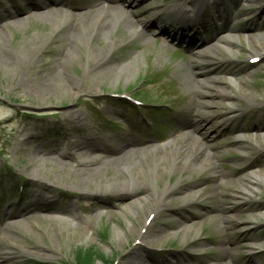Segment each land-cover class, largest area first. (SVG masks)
I'll return each mask as SVG.
<instances>
[{
  "label": "rangeland",
  "instance_id": "obj_1",
  "mask_svg": "<svg viewBox=\"0 0 264 264\" xmlns=\"http://www.w3.org/2000/svg\"><path fill=\"white\" fill-rule=\"evenodd\" d=\"M179 1L196 3L199 11L211 12L210 17L219 24L241 26L230 32L233 53L220 48L211 54L214 66L205 68L208 71L203 79L211 77V68L235 73L236 87L230 95L215 97L219 105L207 101L214 100L215 88L223 82L211 81L210 86L200 83L203 75L198 74L197 65L187 64L191 56L154 37L144 42L140 32L128 42L122 31H104L101 17L93 20L94 16H88L91 13L80 16L53 6L0 24V249L10 250L8 255L0 253V261L79 264V258L91 256V264L138 259L143 261L140 264H264V146L255 138L256 134L264 136V51L257 53V47L248 42H264V0H145L140 10H162ZM28 2L0 0V16L7 11L15 16V9ZM127 15L135 22L129 11ZM121 36L123 43L106 51ZM70 37L75 42L70 43ZM64 47L69 52L62 57ZM134 56L135 74L127 80L123 74L117 78V67ZM184 72L197 73L191 78L187 75L190 79L186 80ZM77 85L80 93L74 96L72 86ZM194 98L197 111H179ZM132 106L139 119H132ZM151 106L162 107L163 124L156 131L134 130L143 138L142 143L165 146L181 133V121L193 119L204 126L210 124L212 138L201 137L200 141L211 158L216 156L209 168L163 173L156 187L146 180L144 186L152 187L155 194L165 186L176 187V193L169 194L166 210L152 221L153 228H163L159 237L138 239L134 229L145 206L125 210L130 194H106L103 200L97 199L91 191L97 187L96 180L78 187L59 186L47 197L41 196L40 190L35 192L38 184L47 181L45 176H55L62 184L66 173L49 172L55 167L48 159H59L54 152L65 150L70 140L91 138L122 145L129 135L127 127L150 116ZM74 110H79L81 121L69 117ZM238 138L243 141L237 142ZM95 156L102 157L93 153L80 158L91 160ZM129 159L136 168L142 165L136 153ZM33 168L40 176L31 174ZM252 171L258 172L261 185L249 192L238 190L244 176ZM111 172L112 168L107 169L106 175ZM33 176L40 183L34 182ZM215 187L220 192L211 191ZM34 195L42 201L35 200L26 209ZM26 214L36 228L24 226L22 215ZM91 220L86 233L81 234L82 223ZM128 228H134L132 234L123 238L114 235L116 229L126 232ZM6 232L11 235L8 244L2 239ZM220 238H225L223 244ZM35 249L39 255L30 252Z\"/></svg>",
  "mask_w": 264,
  "mask_h": 264
},
{
  "label": "bare ground",
  "instance_id": "obj_2",
  "mask_svg": "<svg viewBox=\"0 0 264 264\" xmlns=\"http://www.w3.org/2000/svg\"><path fill=\"white\" fill-rule=\"evenodd\" d=\"M40 4V8L42 10L48 9L50 6L53 5L52 1H44V0H38ZM126 5V3L124 4ZM27 6H25L26 8ZM104 10V11H103ZM111 11L110 14L107 13V11ZM103 11V12H102ZM49 12V11H45ZM62 12V11H61ZM102 12V14H101ZM38 13V12H36ZM85 13H91V15L88 16H94L91 19H100V23H102L101 27L105 31L110 32H119L122 31L123 34L126 36V38L130 39L128 42H130L132 39L136 38L137 35V25L138 23L141 24V21L138 20L137 22H134L131 20V17L126 14L124 10H121L120 7H100L97 10L92 11H85V9L81 10L79 12L80 16H84L81 14ZM95 13V15H92ZM10 13H6V16H9ZM88 19V17H87ZM9 23V22H8ZM139 33V32H138ZM143 35V34H139ZM144 42L150 41L146 35H143ZM231 36L227 34H223V36L213 42H211L202 52L200 55L201 59V72L203 73V67L208 64V66H212L213 59L211 60V53L220 50L219 45H224V47L228 50L229 53H233L232 48L235 46L234 42L231 41ZM121 39V40H120ZM118 39V43H111L106 47V51L109 49L111 50L116 45L123 43V38ZM74 41L75 38L70 37V43ZM128 42H125L127 44ZM249 43L255 45L257 47V53L264 51V42L261 41L259 44L253 39H249ZM254 42V43H253ZM65 44V42H64ZM70 45V44H69ZM69 52V48L64 47L62 57L66 56ZM99 52V51H98ZM97 52V53H98ZM65 54V55H64ZM61 57V58H62ZM137 56L132 57V59L128 62H125L117 67V78L120 75H124L125 79H129L132 77L133 73L136 72V67L133 68V63L136 62ZM3 62L5 64H11L8 59H3ZM227 69H225L226 71ZM187 73V74H186ZM184 72L183 77L186 78V80H189L191 77V73ZM190 77H188V76ZM233 77H235V73L233 71L229 72L227 76H218V75H211L210 78H201L200 83L206 84L207 86H210L211 81L215 80H221L223 82V86L219 88H215L216 93H214L212 96V99L214 100H208V103L219 105L215 101V97H223L225 95H230L232 90L236 86H233ZM208 83V84H207ZM77 86H72L73 95L77 96L80 93V88ZM44 90L47 87H42ZM201 90L198 89V93H200ZM207 93V92H203ZM225 93V95H223ZM201 94V93H200ZM207 95V94H206ZM209 99V98H208ZM196 99L194 98L190 102H186V105H182L179 111H197L196 109ZM177 107V106H176ZM174 107V108H176ZM195 107V108H194ZM185 108V109H183ZM198 113L199 115L202 113L199 109ZM197 113V112H196ZM69 117H72V121H81V114L79 110H74L70 112ZM192 119H189L187 121H181L180 127H183V131L176 136L174 139H172L170 142L166 143L165 146H157L152 147L151 145L146 146L142 142L134 141L133 144L129 145L127 141L120 145L117 141L113 143V145L107 144V142L96 139L95 141L91 138H84L82 140H70L67 145L65 146V150H60V152H54L56 155H58L59 159L55 157H50L48 161L50 162V165L55 169L49 170V172L54 171L61 174L66 173V175H63L64 180H62V184L58 182V178L55 176H45L47 178V181L42 182V184L46 185L43 186L39 180V178L36 179L39 173H37L36 168H33L31 170L32 175H36L34 177V182L40 183L38 184L40 188L36 189L40 190L41 196L47 197V193L53 190H56L60 187L65 188H71L69 186H75L78 187L80 185H83L84 183L92 182L94 180L97 181L95 188H93L91 191L94 197H97V199L103 200L104 197H106V194H113V195H120V194H130L132 199L128 201L126 206L124 207L125 210H128L129 212L132 211L131 209H134L136 207H139L143 209V206H145V210L142 211V214L140 215V218L138 220L136 228H132L135 230L136 236H138V239H146L150 238H156L159 237L161 231L163 228L160 226H155L153 228V220L157 217V215L162 212L165 206L168 204V199L170 195H172V192H175L176 187L175 186H165L162 191L159 193H154L152 191V187L149 185H145L146 180L149 182L150 185L154 186L159 181L160 177L163 175V173H166L168 175H171L175 172H181L185 170L187 167L193 169L194 167L197 169H204L209 168L213 165L212 158L216 157L215 155L211 158L207 151L205 150V144L200 141L201 137L203 140L211 139L212 132H210V124H207V126L203 125L202 123H192ZM204 126V127H202ZM185 131H187L185 133ZM212 133V134H211ZM115 135V134H114ZM256 140L261 142L264 146V136H261L260 134L255 135ZM129 146H128V145ZM137 146V147H135ZM146 146V147H145ZM142 148V149H141ZM144 148V149H143ZM93 153H101V156L104 158H108L107 160L103 161L102 157H93L91 160L81 159V156H87L91 155ZM132 153L137 154L138 158V164L141 166H138L137 168L131 164L129 161L130 155ZM96 158V159H95ZM64 159H68L69 161H65ZM144 163V165H143ZM147 163V164H145ZM41 164V163H40ZM42 164H44L42 162ZM39 165V164H38ZM36 165V166H38ZM45 165V164H44ZM112 168V172L110 175H106L107 169ZM215 176H218L217 174H214ZM148 176V179L146 178ZM219 178V177H218ZM46 182V183H45ZM260 177L257 171H252L251 173H248L244 176V182H241L238 190H245V192H249L251 190V187H257L258 185H261ZM118 185V186H117ZM156 187V186H154ZM214 187V186H213ZM149 190V193L143 192V190ZM72 190V189H69ZM214 190L217 192H220L216 187L214 189H211V191ZM79 192H82L80 190ZM130 192V193H128ZM151 192V193H150ZM44 193V194H43ZM115 193V194H114ZM197 192H195L196 194ZM39 192L38 195L40 196ZM170 194V195H169ZM100 195V196H99ZM140 195V196H138ZM185 195V194H184ZM183 195V196H184ZM39 196L34 195L33 199L29 201V205L26 206V209L28 207H31L33 204L32 202H35V200H41ZM187 196V195H186ZM189 196V195H188ZM42 201V200H41ZM41 203V202H40ZM81 205V204H80ZM169 211V210H168ZM69 212L72 215V210L69 208ZM167 213V212H166ZM171 213V212H170ZM22 215L23 223L26 222V225L29 228H36L35 223L30 219L31 217ZM21 216V217H22ZM196 216L195 214H192L191 217ZM26 219V220H25ZM22 222V221H17ZM92 220L90 222H83L80 228L81 234L86 233L85 228H89L92 224ZM178 222V221H176ZM179 225H181V222L179 220ZM9 228V227H8ZM132 229H126V232L115 230L114 235L117 236V238H123L125 234H132ZM157 235V236H156ZM227 235V234H225ZM9 235L7 232L3 234L2 239L3 241L8 244V241L10 240ZM225 241L224 239L219 240L220 244H223ZM224 246V245H223ZM225 249V252H227V249ZM9 249H0V253L4 255H8ZM34 254L39 255V250L35 249L33 251H30ZM222 255H226V253L223 252L221 249L220 251ZM220 253V254H221ZM3 255V256H4ZM48 258H52L51 255H48ZM140 262H143L142 260L138 259L137 261H127L125 263L121 264H140ZM0 264H9L7 262L0 261Z\"/></svg>",
  "mask_w": 264,
  "mask_h": 264
},
{
  "label": "trees",
  "instance_id": "obj_3",
  "mask_svg": "<svg viewBox=\"0 0 264 264\" xmlns=\"http://www.w3.org/2000/svg\"><path fill=\"white\" fill-rule=\"evenodd\" d=\"M92 262V257L91 256H88L86 258H79V264H91Z\"/></svg>",
  "mask_w": 264,
  "mask_h": 264
}]
</instances>
